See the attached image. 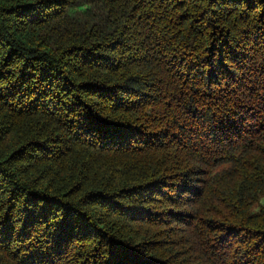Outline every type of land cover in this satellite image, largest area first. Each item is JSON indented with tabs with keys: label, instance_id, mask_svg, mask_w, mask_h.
<instances>
[{
	"label": "trees",
	"instance_id": "trees-1",
	"mask_svg": "<svg viewBox=\"0 0 264 264\" xmlns=\"http://www.w3.org/2000/svg\"><path fill=\"white\" fill-rule=\"evenodd\" d=\"M0 264H264V0H0Z\"/></svg>",
	"mask_w": 264,
	"mask_h": 264
}]
</instances>
